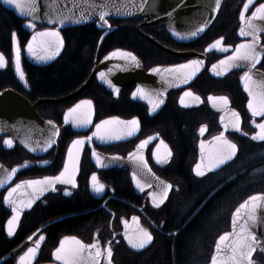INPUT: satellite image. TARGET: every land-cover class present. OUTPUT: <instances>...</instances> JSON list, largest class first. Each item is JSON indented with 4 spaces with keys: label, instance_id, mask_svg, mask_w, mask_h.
I'll return each instance as SVG.
<instances>
[{
    "label": "flooded vegetation",
    "instance_id": "obj_1",
    "mask_svg": "<svg viewBox=\"0 0 264 264\" xmlns=\"http://www.w3.org/2000/svg\"><path fill=\"white\" fill-rule=\"evenodd\" d=\"M246 3L248 0H223L206 33L191 42L203 38L195 47L174 41L164 31L136 32L141 44L132 51L121 49L135 55L143 70L148 71L183 64L222 39L217 52L205 55L201 74L190 85L169 92L164 105L153 114L144 104L131 99L134 85L124 87L114 98L92 80L74 94L110 52H101L102 43L113 32L99 44L102 32L95 28L100 35L93 53L89 47L77 46L79 52L72 55L66 54L67 43L75 40V32L66 31L75 28L58 32L59 36L54 37H61L63 42L60 56L53 62L41 61L35 66L24 56L25 48L33 34L43 33L46 28L35 26L30 31L25 21L0 5V54L6 61L0 67V92L14 91L35 105L42 120L59 129L56 144L38 155L31 154L11 137H0V164L9 170L23 168L0 191V264H22L21 257H27L29 248L36 250L29 257L30 264H64L63 260H54L53 254L63 240L73 237L85 245L98 241L102 249L110 247L112 264L208 263L216 239L229 231L230 218L237 206L252 195H264V140L251 139L258 125L264 123V116H254L248 107L250 101L257 107V100L249 95L242 81L246 70L210 74L211 66L232 56L241 43L253 39L251 35H240L241 27L245 26L241 12ZM261 3L264 0H253L244 12L245 20L251 18ZM114 21L120 20H109L116 30ZM255 21L264 27V20ZM144 27L159 26L145 25L140 20L137 31ZM260 32L259 47L264 51V30ZM14 45L21 52L24 83L14 73ZM65 56L70 59H64ZM251 71L264 75V56ZM257 85L250 83L253 91H258ZM220 97H226L228 103ZM86 101L90 104L82 103ZM80 104V109L69 118L71 124H65V114ZM83 117L90 118L91 123L75 126L74 120ZM109 118L123 123L136 120L138 127H118L125 132L122 141L88 139L96 131V125ZM129 131L136 132L128 135ZM221 134L236 145V150L231 159L217 167L215 161L222 158L223 145L214 138ZM78 139L84 140V144L77 147L79 160L77 166L73 161L67 178L71 181L74 178V186H55L53 192L22 213L17 228L10 231L6 226L12 214L3 203L8 189L18 182L59 176L70 145ZM9 140L11 145L5 143ZM144 141H147L144 147L138 148ZM137 155L144 158L147 168ZM198 164L203 175L197 174ZM94 174L98 184L104 186L102 192L94 190ZM140 229L150 233L152 240L144 250L131 251L125 238L139 244L143 238Z\"/></svg>",
    "mask_w": 264,
    "mask_h": 264
},
{
    "label": "water",
    "instance_id": "obj_2",
    "mask_svg": "<svg viewBox=\"0 0 264 264\" xmlns=\"http://www.w3.org/2000/svg\"><path fill=\"white\" fill-rule=\"evenodd\" d=\"M222 1L223 0H220L219 7L217 8V0H55V4L53 0H36L37 7L34 12L29 11L31 0H15V3L11 4L6 3L5 0H0V5L17 18L25 21L27 23L26 27L31 28L30 31H33L35 26L45 27L46 30L42 32H61L65 29L93 24L97 30L102 32L99 40L100 44L108 34L115 30V28L110 26L108 20L139 19L142 20L145 25L159 26L163 28L170 38L178 43H191L199 39L211 26L218 14ZM17 4L19 7H17ZM102 12L106 13L105 20L107 23L100 19V14ZM61 20H63V23H61ZM29 25H34V27H30ZM201 27H203V31H199L195 36L191 35L193 31H197V29ZM260 28L263 29L264 27L260 26ZM38 34L39 33H35L32 35L25 48L24 54L27 61L35 66H38L41 61L46 63L55 61L63 50L61 37L55 39L54 36H39ZM34 36L36 37L35 40H33ZM147 40L157 45V43L148 37ZM29 44L32 45L31 51H29L28 48ZM213 45L215 44L209 45L205 49L204 54H196L194 55V58L183 64L167 67H154L148 71L143 70L141 62L132 53L131 54L135 57V60H132L131 57L113 55L114 53H130L128 51L121 49L112 50L98 62V64L92 69L86 82L74 94H78L85 89L92 80H95L114 98L118 96L120 90L124 87L134 85L135 88L132 91L131 99L135 102L144 104L149 109V113L153 114L164 105L166 96L169 92L190 85L201 74L205 67V55L217 50V47H213ZM259 46L260 45L258 44L257 50L264 53L263 49ZM17 49L18 47L14 45L12 51L13 69L17 79L21 83H24V74L22 79L16 67ZM234 55L235 52L232 56ZM228 58L221 61H225ZM190 61H199V63L185 68L178 67L181 65H189ZM235 63L241 64L239 69L246 71L249 70L246 62L236 61ZM213 66L210 68V74L212 76L216 75L217 72H223L225 74L233 69H238L236 67H228L225 71L226 65H221L220 61L215 64V69ZM19 67L20 71H22L20 50ZM101 73H104L103 78H101ZM260 74L251 71L250 75L252 82H255V84L264 83V75ZM242 81L245 82L243 79ZM138 89H143V94H141ZM79 109H77V111ZM66 115L70 118L72 114L69 115L68 111L65 116ZM65 116V124H71L69 120L68 122L65 121ZM91 116L93 115L91 114ZM105 121H110V123L102 126L99 136L92 135L91 138L95 140L103 139L107 142L122 141L125 132L122 133V130L118 129V127L121 125H130V123H123L117 118H109ZM256 129L257 132L254 136H257L260 132L258 127ZM57 130L59 134L57 126L52 122L49 123V121L42 120L35 111V105H31L20 95L10 89L0 92V137H11L19 146L23 147L33 155H38L39 153L51 149L56 144L58 135H53V132ZM135 132H133L132 135H134ZM254 136H251L253 141H262L260 139H253ZM49 141H51L50 145ZM72 145L73 143L69 148L72 150V157L69 158L68 149L64 166L61 171V173H64L63 180L66 182H53L46 185L29 186L25 183L27 181H23L18 182L8 189L3 200L5 207L12 214L7 222V228L11 227V229L15 230L22 213L28 211L48 192H53L55 186H74V178L72 181L67 180L74 163L75 166H77L79 160V153L76 151L77 148H73ZM73 161L75 162L73 163ZM66 166L67 171L65 172ZM13 169H17L15 174H11ZM22 169V167H15L9 170L0 164V181H3L2 186H0V191L8 187ZM18 184L22 186L12 193V196L10 197L12 202L9 203L6 198H9V192L12 191V189H15ZM34 188H43L45 190L42 194H37V192L34 191ZM252 196L264 195L257 194ZM250 197L244 200L241 204L249 200ZM164 198H162V200ZM29 201H31L30 205ZM240 205H238L237 208H239ZM236 209L231 215L230 229L227 233L233 231L232 220ZM248 213H253L258 217L257 222L254 225L251 221H248L250 230L256 235L257 241L259 242L254 245L255 251L251 254L250 264H257L253 260L254 255L260 254L264 257V200H257L254 206L249 205L248 208L242 210L236 228L237 232L240 231V226L244 225L245 221L248 220ZM14 217L16 219H14ZM10 221H12L11 226L9 224ZM225 234L226 233L220 235L216 239L207 264H212L213 256H217L218 259H220L231 254V248L227 247V245L230 244L234 237H229V240L223 242V244H221V252L217 253L216 245L219 238ZM63 241L65 242L66 250L75 247L72 239H65ZM125 243L131 251L135 252L144 250L150 244V242H148L143 247H133L132 244L128 242V238H125ZM99 248L102 255L96 258L98 264H112L111 258L109 260L106 251L109 247L106 246L105 249H102L99 245ZM90 251L94 256L96 249L93 248ZM54 254L53 259L55 260L56 256ZM24 263L30 264L31 259L26 257ZM81 264H93L92 257H89L88 252L84 253ZM244 264H249V260H245Z\"/></svg>",
    "mask_w": 264,
    "mask_h": 264
},
{
    "label": "snow or ice",
    "instance_id": "obj_3",
    "mask_svg": "<svg viewBox=\"0 0 264 264\" xmlns=\"http://www.w3.org/2000/svg\"><path fill=\"white\" fill-rule=\"evenodd\" d=\"M5 2L11 4V3H15V0H5ZM53 2L55 4V0H53ZM219 2H220V0H217V8L219 7ZM252 3H253V0H248V3H246L244 5V12H246L249 9V6ZM17 7H19L18 4H17ZM36 7H37L36 0H31V4L29 6V11L34 12L36 10ZM244 12H241V20L243 22H245V26L241 27L240 35L241 36L251 35L253 37V39L250 42H245V43H241L240 45H238L237 48L235 49V55L232 57H229L225 61H220V64L226 65V67H225V71H226L228 69V67H236V68L241 67V64L235 63L236 61H244L247 63L249 70L244 73L242 79L245 81V87H246V90L249 92V95L253 96V98L257 100V107H255V108L253 107L252 101L249 102L248 107H249V109L252 110L254 116L255 115L264 116V83L257 85L258 91H253V88L250 86V83L255 84V82H252V79H251V75H250L251 70L254 69L256 67V65L261 62V58H262V56H264V53L257 50V45L259 44V39H260L258 33L264 29L260 28L258 25L253 23V21L257 20V19L264 20V3H261V4H259L258 7H256L255 11L252 13L251 18H249L248 20H245ZM105 15H106V13L102 12L100 14V19L102 21H104L105 23H107V21L105 20ZM61 23H63V20H61ZM29 26L34 27V25H29ZM199 31H203V27L197 29V31H193L191 33V35L195 36L198 34ZM38 35L39 36H57L58 37L59 33L56 31H47V32L39 33ZM35 39H36V37L34 36L33 40H35ZM221 43H222V39L220 41H217L216 44L213 45V47H218ZM28 48H29V51H31L32 45L29 44ZM221 50L227 51V48H223ZM113 55H121L123 57H131L132 60H135V57L132 56L131 53H114ZM198 63H199V61H190L189 65H181L178 67L185 68V67H189L190 65H195ZM5 64H6L5 58L3 57L2 54H0V67L5 66ZM16 67H17V71L19 72L21 78L23 79V72L20 71V67H19V49H17ZM213 68L215 69L216 66L214 65ZM154 71H158V70H154ZM165 71H171V70H165ZM219 74L220 73L217 72V75H219ZM100 75H101V78L104 77V73H101ZM138 91L141 94H143V89H138ZM185 95H191V93H185ZM210 99H217V98H210ZM218 99L222 100L225 104L228 103V100L226 97H220ZM82 103L90 104V102H87V101L82 102ZM80 107H81V105H76L75 108L70 109L69 115L76 113L77 109H79ZM233 115L238 117L237 113H233ZM68 120H69V116L66 115L65 121L68 122ZM49 123H51V122H49ZM74 123H75V126H77V127L86 126L87 124L91 123V120L88 117L77 118L76 120H74ZM109 123H110V121H102L101 124L96 125V132L93 133V135L99 136L102 126L107 125ZM129 123L133 128H135L138 125V122L136 120H133ZM258 128L260 129V132L257 136H254L253 139L264 140V123L259 124ZM203 131H204V129L202 128L201 132L203 133ZM53 135H58V130L54 131ZM128 135H132V131H129ZM117 138H119V137H117ZM88 139H91V137H89ZM214 139L217 141H220L223 145V147L220 149V152L222 153V158H219L215 161V164L218 167L220 164H223L226 159L232 158V155L235 153V150H236V145L227 141L224 138L223 134H221V136H219V137H215ZM5 143L8 145H11L12 141H10V140L5 141ZM50 143H51V141H49V145H50ZM146 143H147V141L142 142L141 145L138 146V148L142 149ZM83 144H84V140L78 139V140L73 142L72 147L77 148L78 146H81ZM201 147L203 148V144L201 145ZM68 155H69V158L72 157V150L71 149H69ZM93 155H96V154L93 153ZM130 155H132V154H130ZM136 158H138L141 161L143 167H145V168L148 167L147 162L144 160V158L142 156L137 155ZM157 159L159 160V157H157ZM97 160L99 161V157H97ZM200 167L201 166L198 164L197 165V174L203 175L204 173L200 171ZM16 171H17V169H13L11 174H15ZM66 171H67V166L65 167V172ZM149 171H150V169H149ZM11 174H9V175H11ZM63 177H64V173L62 172L60 174V176L46 177V178H44V180L27 181L25 183L28 184L29 186H38V185H46V184L53 183V182H66L63 180ZM92 180H93L94 190L96 192H102L104 189V186L98 184L97 177L95 176V174L93 175ZM2 184H3V181H0V186H2ZM137 184H138V186H140L139 181H137ZM21 186L22 185L18 184L15 189H12V191L9 192V198H6V199H8L9 203L12 202L10 200L12 193L15 192L17 189H19ZM44 190L45 189H43V188H34V191H36L37 194H42V192ZM165 195H166V193H165ZM153 199L155 201V199H156L155 194H153ZM257 200H264V196H252L249 198V200L245 201L243 204H241L239 206V208L236 209V212L233 215V220H232L233 231L231 233H226L225 235L221 236L219 238L217 245H216L217 253H220L221 252V244H223V242L229 240V237H234V239L231 240L230 244L227 245V247L231 248V254L227 255L226 257L220 258V259H218L217 256H213L212 264H244L245 260H249V264H250L251 254L253 251H255L254 245L258 244L259 242L257 241L256 235L250 230L248 221H251L252 224L254 225L257 222L258 217L253 213H248V220L245 221L244 225L240 226L239 232L236 231V228H237L238 220L241 217L242 210L248 208L249 205L254 206L255 202ZM30 203H31V201H29V205H30ZM14 219H16V218L14 217ZM133 220L138 223V218L134 217ZM9 224L11 226L12 221H10ZM125 225L127 227V222H125ZM10 231H11V227H10ZM140 232L142 233L143 238L140 240L139 244L133 243L132 239L130 237L128 238V242L130 244H132L133 247H137V246L143 247L146 243H148L152 240L151 234L148 233L146 230L140 229ZM125 235L127 237V233H125ZM41 239H43V237H41ZM71 239H72L75 247L66 250L65 249V242L62 241L60 247L56 249V252L54 254L56 256V259L63 260L64 264H81V260L84 256V253L88 252L89 257H92L93 264H98V261L96 260V258H98L102 255V252L99 248V242L98 241L95 244L85 245L81 241L77 240L74 237ZM93 248L96 249L94 256L90 251ZM35 251H36L35 249L29 248L26 256L27 257L33 256L35 254ZM106 251H107V256L109 257V260H110L111 255H112V250L109 247ZM25 259H26V257H21L22 264H24Z\"/></svg>",
    "mask_w": 264,
    "mask_h": 264
},
{
    "label": "trees",
    "instance_id": "obj_4",
    "mask_svg": "<svg viewBox=\"0 0 264 264\" xmlns=\"http://www.w3.org/2000/svg\"><path fill=\"white\" fill-rule=\"evenodd\" d=\"M140 24V20H123V21H114L113 25L117 26L118 28L113 31L110 35L107 36V38L102 43V50L101 52H109L114 49H125L132 51L134 47L140 45L139 42L140 38L136 32L137 31V25ZM66 32H75L74 41H68L67 43V53L72 55V53L79 52V50H76V47H89L91 53H93L95 49V44L97 43V40L99 38L100 33L95 29L94 25H86L83 27H78L75 29L68 30ZM87 32H98V33H90L87 34ZM141 32H164V30L160 29L159 27H144L141 29ZM200 39L196 41L195 43H191L188 45V47L197 46L201 41ZM74 54V53H73ZM69 56H65L64 59H70ZM74 59H84V58H74ZM79 83H77L78 86ZM254 260L257 264H264V258L260 256L254 257ZM158 264V263H157Z\"/></svg>",
    "mask_w": 264,
    "mask_h": 264
},
{
    "label": "bare ground",
    "instance_id": "obj_5",
    "mask_svg": "<svg viewBox=\"0 0 264 264\" xmlns=\"http://www.w3.org/2000/svg\"><path fill=\"white\" fill-rule=\"evenodd\" d=\"M79 88H80V87H79ZM79 88H78V89H79ZM78 89H77V90H78ZM77 90H76V91H77ZM76 91H75V92H76ZM75 92H74V93H75ZM254 256H255V255H254ZM253 259H254V258H253Z\"/></svg>",
    "mask_w": 264,
    "mask_h": 264
},
{
    "label": "rangeland",
    "instance_id": "obj_6",
    "mask_svg": "<svg viewBox=\"0 0 264 264\" xmlns=\"http://www.w3.org/2000/svg\"><path fill=\"white\" fill-rule=\"evenodd\" d=\"M138 32H141V31H138Z\"/></svg>",
    "mask_w": 264,
    "mask_h": 264
}]
</instances>
